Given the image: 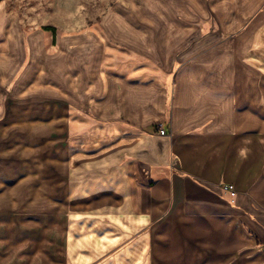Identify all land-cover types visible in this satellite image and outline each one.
<instances>
[{
	"label": "crops",
	"instance_id": "crops-1",
	"mask_svg": "<svg viewBox=\"0 0 264 264\" xmlns=\"http://www.w3.org/2000/svg\"><path fill=\"white\" fill-rule=\"evenodd\" d=\"M153 1L118 0L101 26L110 42L156 63L164 72L158 79L104 71L102 40L92 32L47 50L48 32L36 31L27 52L20 25L0 1V85L27 53L18 78L31 70L26 92L45 86L64 101L62 111L53 106L46 115L48 132L71 133L69 124L54 125L66 121V106L94 120L63 143L62 264H264L258 77H248L232 53L223 55L236 46L211 47L226 32H255L250 53L258 70L264 0ZM205 35L216 36L205 41L211 48L198 39ZM76 51L95 56L76 58Z\"/></svg>",
	"mask_w": 264,
	"mask_h": 264
},
{
	"label": "rangeland",
	"instance_id": "rangeland-1",
	"mask_svg": "<svg viewBox=\"0 0 264 264\" xmlns=\"http://www.w3.org/2000/svg\"><path fill=\"white\" fill-rule=\"evenodd\" d=\"M0 1L7 18H13L20 25L27 52L28 37L37 34L36 31L41 32L43 26L48 25L55 29L54 41L48 35L51 31L43 32L46 36L43 37V42L45 39L44 46L47 50L56 48L58 41L65 37L77 38L86 32H92L102 40L104 71L139 79H158L163 76L164 72L144 54L112 43L105 37L101 26L102 19L118 0ZM203 24L201 28L206 31L207 24ZM92 33L86 35L91 37V49L96 47V39ZM254 33L226 32L211 47L222 43L233 46L230 49L236 46L234 52L230 50L222 54L225 56L232 53L234 59L248 66V77H258V98L263 102L261 108L264 118V32H258V70L254 67V54L250 53L254 44L251 34ZM215 38L213 35H205L198 39L204 46L209 45L211 48L205 41ZM239 45L245 47L243 52H237ZM191 48L190 45L188 51L182 52L179 57L188 55ZM93 55L94 52H88L83 56V53L76 51L75 57L90 60L95 56ZM27 60L25 53L22 66L20 63L16 69L12 67L4 84L0 85L3 110L6 111L0 127V264H62L63 143L64 139L79 134L84 124L94 125V120L77 111L75 105L70 109L66 106V121L56 118L54 125L57 127L64 123L69 124L71 133L48 132L50 123L47 122L46 115L50 114L53 106L56 112L62 111L64 101L57 96L48 95L50 93L45 86L38 92H26L23 81L25 82L24 78L26 74L30 75L31 70L26 71L25 76L22 75L21 81L18 78ZM12 64L14 66L15 62L12 61L11 66ZM78 89V85H75L72 93L76 94V99ZM157 232V229L152 230V234Z\"/></svg>",
	"mask_w": 264,
	"mask_h": 264
},
{
	"label": "built area",
	"instance_id": "built-area-1",
	"mask_svg": "<svg viewBox=\"0 0 264 264\" xmlns=\"http://www.w3.org/2000/svg\"><path fill=\"white\" fill-rule=\"evenodd\" d=\"M158 130V134H160V135H165V130H164V128H162V126H158V128H157ZM225 190H228L231 194H234V188H233V185H231V184H228V185H225L224 187H223ZM262 250H263V252H264V244H263V246H262Z\"/></svg>",
	"mask_w": 264,
	"mask_h": 264
},
{
	"label": "trees",
	"instance_id": "trees-1",
	"mask_svg": "<svg viewBox=\"0 0 264 264\" xmlns=\"http://www.w3.org/2000/svg\"><path fill=\"white\" fill-rule=\"evenodd\" d=\"M42 28H43L44 30H46V31H51V32H53V33L55 32V29H54V27H52V26H48V25H47V26H43Z\"/></svg>",
	"mask_w": 264,
	"mask_h": 264
},
{
	"label": "bare ground",
	"instance_id": "bare-ground-1",
	"mask_svg": "<svg viewBox=\"0 0 264 264\" xmlns=\"http://www.w3.org/2000/svg\"><path fill=\"white\" fill-rule=\"evenodd\" d=\"M153 1V0H152ZM156 1V0H155ZM155 1H153V2H155ZM156 2H158V0L156 1ZM159 3V2H158ZM121 18V17H120ZM115 19V18H114ZM118 20H119V17L117 18ZM116 20V19H115ZM116 22V21H115ZM117 23V22H116ZM121 22L119 21V24H120ZM114 24V23H113ZM119 27H120V25H118ZM114 28V27H113ZM121 29V28H120ZM123 30V29H122ZM118 32H119V29L117 30ZM121 31V30H120Z\"/></svg>",
	"mask_w": 264,
	"mask_h": 264
}]
</instances>
